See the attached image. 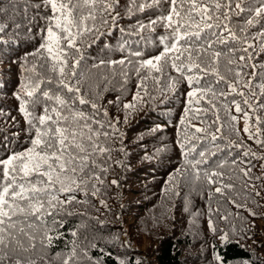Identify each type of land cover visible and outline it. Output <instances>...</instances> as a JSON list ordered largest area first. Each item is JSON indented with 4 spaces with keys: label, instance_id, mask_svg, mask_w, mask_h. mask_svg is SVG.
<instances>
[{
    "label": "trees",
    "instance_id": "1",
    "mask_svg": "<svg viewBox=\"0 0 264 264\" xmlns=\"http://www.w3.org/2000/svg\"><path fill=\"white\" fill-rule=\"evenodd\" d=\"M54 2L0 0V160L87 163L0 168V264H264V0Z\"/></svg>",
    "mask_w": 264,
    "mask_h": 264
},
{
    "label": "snow or ice",
    "instance_id": "2",
    "mask_svg": "<svg viewBox=\"0 0 264 264\" xmlns=\"http://www.w3.org/2000/svg\"><path fill=\"white\" fill-rule=\"evenodd\" d=\"M45 3H50L52 9L55 11L57 9V4L54 2V0H45ZM173 12H175V0H171ZM71 5H65L61 4L60 8H69ZM192 7L194 8L195 5L193 4ZM217 8L220 7L219 4L216 5ZM237 7H240L239 4H237ZM261 12H264V9H257V14H260ZM176 15H179V13H175ZM169 22L172 20V16L169 15L166 18ZM113 20H115V17H113ZM152 24H155L156 21H152ZM251 23V21H249ZM171 26V24H169ZM141 27H144L141 25ZM48 34L50 40L53 38L54 33L53 29L51 27L48 28ZM69 45L72 44V37L69 36L68 38ZM176 39H179L178 37ZM41 47H44L42 45ZM172 47L174 48L175 45L173 44ZM49 52L52 51L51 48L48 49ZM168 51V48H165V52H162L161 55L156 56L154 59L155 61H160L162 56L165 55V53ZM243 59V57H241ZM123 63V61H121ZM145 65H149L153 68H156L157 65L154 63L152 59H148L144 61ZM175 66V65H174ZM159 70V69H157ZM61 72H63V69H61ZM69 91H79L78 89H72L69 88ZM33 91H30L27 93L28 96H32ZM45 96H48V93H44ZM192 93H189V96H191ZM57 100L60 104H63L64 101L60 100L59 97H57ZM80 103H85V101L81 100ZM93 107H95L93 105ZM132 104L125 105V108H132ZM239 110V108H237ZM21 111H24L23 107H21ZM47 119L49 121H52V117L48 116ZM40 124L45 123V117L41 116L39 118ZM59 123V120L56 121ZM245 131H247V128H245ZM65 132H67V129H62L60 127H56L53 129L50 133H42L39 129L36 130V138L31 140V143L33 145V148L28 149L25 153L20 154H13L6 160H0V168H3V175L7 177H11V183L8 185V187L4 188V193L8 194L9 190L12 189L13 193L16 196H20L23 198V193H15V189L13 185L16 181V175L22 173L23 177H29L33 174L43 177L46 173L45 172H37V169L45 168L47 170V173H49L48 176V182H51L52 177L50 175L52 169V165L56 164L58 165L57 171L60 174H65L67 172H71L73 175L76 172L75 167H69L72 164H83L86 166L87 163V157L85 156V148L76 144V133L74 132H68V135H65ZM71 137V141H69L68 137ZM43 145V149L47 150L44 152V154H41L39 151H36L37 146ZM78 149V150H77ZM51 153L49 155L48 153ZM49 161L52 163L50 164ZM9 165H13V167H9ZM84 168H81V171H84ZM59 179V176L57 177ZM115 183V181H113ZM33 192H36V189L32 190ZM219 191V189H217ZM4 202L3 198L0 197V203ZM21 211H23L21 209ZM0 216L8 217L7 212H0ZM225 239V238H222ZM0 244H3V239L0 238Z\"/></svg>",
    "mask_w": 264,
    "mask_h": 264
}]
</instances>
